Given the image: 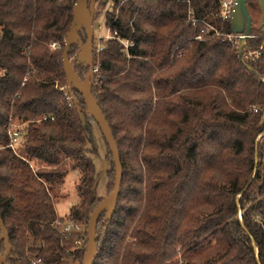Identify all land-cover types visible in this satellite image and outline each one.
<instances>
[{
    "label": "trees",
    "instance_id": "trees-1",
    "mask_svg": "<svg viewBox=\"0 0 264 264\" xmlns=\"http://www.w3.org/2000/svg\"><path fill=\"white\" fill-rule=\"evenodd\" d=\"M77 1L0 0L6 264H83L88 223L102 201L89 115L83 125L63 69ZM108 3L106 28L117 36L95 38L93 94L117 142L123 180L112 220L105 221L106 211L99 217L95 264H264L259 24L240 57L235 43L195 39L208 26L232 33L231 22L220 19L219 0H99L97 16ZM248 9L260 16L256 1ZM119 39L133 46L126 50ZM81 70L87 75V67ZM14 123L24 127L12 148ZM72 174L75 202L60 217V198L51 191L62 195ZM69 222L86 231L65 234Z\"/></svg>",
    "mask_w": 264,
    "mask_h": 264
},
{
    "label": "water",
    "instance_id": "water-1",
    "mask_svg": "<svg viewBox=\"0 0 264 264\" xmlns=\"http://www.w3.org/2000/svg\"><path fill=\"white\" fill-rule=\"evenodd\" d=\"M99 0H78L73 8V19L71 22L70 31L67 34L64 52L62 56L63 69L66 76V85L70 99L73 101L77 108L82 124L86 123V116L89 115L93 118L98 125L102 135L109 147L112 155L113 164L115 166V183L113 191L101 201V203L93 211L87 228V248L84 256L83 264H95L98 258V245H97V226L98 220L104 211H106L105 221L112 220L121 193L122 180H123V167L121 164L120 153L117 142L115 140L113 131L103 113L99 107L98 100L93 94V85L95 82V67H94V55H95V22L97 20L96 4ZM108 0H105L107 2ZM250 0H236L235 12L231 20L232 33L243 34L244 37L238 46L239 56H242L243 48L248 38L253 31V18L250 15L248 9V3ZM258 3L260 8V20L259 30L261 31L264 25V0H254ZM86 36V41L83 42L80 34L83 33ZM78 45L80 48V54L77 57L78 64H82L88 68L87 75L82 78L74 69L70 54L72 48ZM75 92H78L83 100L85 108H82L80 102L75 96ZM98 182L95 185L97 188ZM0 230L2 236L0 242L4 240L6 245V253L0 256V264H6V261L10 254V240L9 234L5 227V224L0 216Z\"/></svg>",
    "mask_w": 264,
    "mask_h": 264
},
{
    "label": "rangeland",
    "instance_id": "rangeland-1",
    "mask_svg": "<svg viewBox=\"0 0 264 264\" xmlns=\"http://www.w3.org/2000/svg\"><path fill=\"white\" fill-rule=\"evenodd\" d=\"M110 9H112V4L108 3L107 6L105 7V9L102 10V14H99V16H97V20L95 22V27H94L96 40L99 39L100 36H102V37L105 36V34L107 33V28H106V24H105V21H106L105 20V13H106V11H109ZM252 17H253L254 26L259 24L260 16L258 17V15L256 13H253ZM76 47H77V50H74V52L72 50V54L70 56V59H71V63L73 65L74 69L76 70V72L80 73V72H82L81 66L84 67V65L78 64V62H77V57L80 54V48L78 45H76ZM51 48L54 50V49L59 48V46L53 44L51 46ZM84 77H82V78H84ZM66 92H67V95H69L68 90H67V86H66ZM67 98L69 99V97H67ZM88 120H89V123L91 126V135H92L93 145L95 147V152H94V154L91 155V158L94 162L97 173L101 175L99 178V184L97 186V193H98V196L102 200H104L112 192V189H113L114 168L112 165V158H111L109 150L106 146V142L104 140L102 132L100 131L98 125L92 120V118L90 116L88 117ZM86 121H87V117H86ZM14 126L15 127H21L22 129L24 127L23 125H18L17 123H14ZM262 135H264V134H262ZM262 135H260L259 137H261ZM76 184H77V176H76V174H72L67 179V182H66L64 191L62 192V195H59L56 191H51V194L53 195V197H55V198L59 197L60 198V202L57 204V210H58L60 217H65L68 208L70 206H72L75 202L74 190H75ZM85 231H86L85 227L79 226V232L84 233ZM79 246L84 247V241H82L81 244H77V247H79ZM86 248H87V246H86ZM2 255H4V253H2ZM177 259L179 260L180 257L178 256Z\"/></svg>",
    "mask_w": 264,
    "mask_h": 264
},
{
    "label": "built area",
    "instance_id": "built-area-1",
    "mask_svg": "<svg viewBox=\"0 0 264 264\" xmlns=\"http://www.w3.org/2000/svg\"><path fill=\"white\" fill-rule=\"evenodd\" d=\"M220 3V8H219V16L220 19L223 23H228L231 22L233 14L235 12V7H236V0H219ZM190 15L193 13L192 11L189 12ZM190 18H192L190 16ZM195 24V22H194ZM262 37L264 38V25L262 28ZM114 36H117L116 34H111L110 31L108 30V34L107 36H101L99 38H104V39H110L113 38ZM222 38L223 40H227L231 43H235L239 46V44L241 43L244 35L243 34H234V33H224L222 30H218L212 26H208L206 28H204L201 31V34H199V36H197L195 39L197 41H206L209 40L211 38ZM255 36L253 34H251V36L248 39L254 38ZM120 40V39H119ZM125 49L127 50L128 47L131 45L133 46V44H130L129 41H122L120 40ZM99 50H102V48H99ZM95 73L98 72V68L95 67ZM22 128L21 127H15L14 125L10 126V130H9V135H10V146L12 148H15L19 141L20 138L22 136ZM79 232V226L73 222H69L68 224H66L63 228V232L65 234L70 235L72 232Z\"/></svg>",
    "mask_w": 264,
    "mask_h": 264
},
{
    "label": "crops",
    "instance_id": "crops-1",
    "mask_svg": "<svg viewBox=\"0 0 264 264\" xmlns=\"http://www.w3.org/2000/svg\"><path fill=\"white\" fill-rule=\"evenodd\" d=\"M107 34H108V30H107V33L105 34V36H107ZM101 37V36H100Z\"/></svg>",
    "mask_w": 264,
    "mask_h": 264
}]
</instances>
